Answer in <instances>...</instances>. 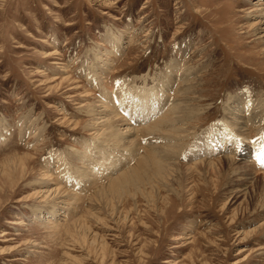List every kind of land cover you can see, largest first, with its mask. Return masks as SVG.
Listing matches in <instances>:
<instances>
[{"label": "rangeland", "instance_id": "rangeland-1", "mask_svg": "<svg viewBox=\"0 0 264 264\" xmlns=\"http://www.w3.org/2000/svg\"><path fill=\"white\" fill-rule=\"evenodd\" d=\"M262 137L264 0H0V264H264Z\"/></svg>", "mask_w": 264, "mask_h": 264}, {"label": "bare ground", "instance_id": "bare-ground-1", "mask_svg": "<svg viewBox=\"0 0 264 264\" xmlns=\"http://www.w3.org/2000/svg\"><path fill=\"white\" fill-rule=\"evenodd\" d=\"M184 73V72H183ZM149 95V94H148ZM148 95L146 96V97H148ZM143 99H144V97H143ZM145 100H147V98L145 99ZM145 100H144V104H145ZM150 100H153L152 98L150 99ZM154 100H155V98H154ZM157 100V99H156ZM140 101H142L141 99H140ZM148 102H150L149 101V99L147 100ZM155 103V102H154ZM102 104V103H101ZM102 107V106H101ZM100 107V108H101ZM106 107V106H105ZM155 107H154V105H153V109H154ZM103 110V109H102ZM101 110V111H102ZM105 110V109H104ZM106 112V111H105ZM104 111H102V113H105ZM97 114V113H96ZM95 114V115H96ZM111 114H114V113H111ZM101 115V114H100ZM105 115L107 116V115H109V114H107V113H105ZM115 116V115H114ZM99 117V116H98ZM111 117V116H110ZM105 118H107V117H105ZM109 118V117H108ZM114 118V117H113ZM97 119H99V118H97ZM100 119H101V117H100ZM116 120V119H115ZM122 121V120H121ZM120 120H119V122H121ZM118 123V122H117ZM102 128V127H101ZM100 130V129H99ZM126 130V129H125ZM107 132V131H106ZM116 133V132H115ZM110 134V133H109ZM112 135L111 136H113L114 135V132L113 133H111ZM105 135V134H104ZM115 139V138H114ZM248 158H250V157H248ZM90 163V162H89ZM100 171V170H99ZM48 184V183H47ZM57 192V191H56ZM54 194V193H53ZM55 212H57L55 209L53 210V213H55ZM51 213H52V211H51Z\"/></svg>", "mask_w": 264, "mask_h": 264}, {"label": "snow or ice", "instance_id": "snow-or-ice-1", "mask_svg": "<svg viewBox=\"0 0 264 264\" xmlns=\"http://www.w3.org/2000/svg\"><path fill=\"white\" fill-rule=\"evenodd\" d=\"M262 138H264V137H262ZM256 159L262 166H264V151L258 153L256 156Z\"/></svg>", "mask_w": 264, "mask_h": 264}]
</instances>
